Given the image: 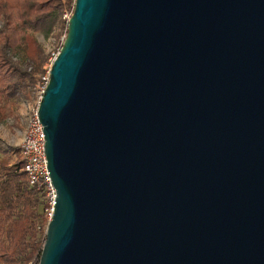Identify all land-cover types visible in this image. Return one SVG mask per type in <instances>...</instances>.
<instances>
[{"label":"water","instance_id":"obj_1","mask_svg":"<svg viewBox=\"0 0 264 264\" xmlns=\"http://www.w3.org/2000/svg\"><path fill=\"white\" fill-rule=\"evenodd\" d=\"M67 26L40 264H264V0H76Z\"/></svg>","mask_w":264,"mask_h":264},{"label":"trees","instance_id":"obj_2","mask_svg":"<svg viewBox=\"0 0 264 264\" xmlns=\"http://www.w3.org/2000/svg\"><path fill=\"white\" fill-rule=\"evenodd\" d=\"M71 3L0 0V123L8 119L9 105L34 94L48 61L37 35L60 25L58 38L64 31L67 36L62 15ZM23 164L21 156L0 149V264H40L46 242V202L29 186Z\"/></svg>","mask_w":264,"mask_h":264},{"label":"built area","instance_id":"obj_3","mask_svg":"<svg viewBox=\"0 0 264 264\" xmlns=\"http://www.w3.org/2000/svg\"><path fill=\"white\" fill-rule=\"evenodd\" d=\"M72 3V9L70 11L64 10L62 15L67 24L74 13L76 0H72ZM58 55L49 60V69L45 68V73L36 85V89H39V96L27 116V128L20 146L21 159L24 163L23 170L27 175L29 186L35 188L44 196L46 202L45 214L48 222L52 219L54 213L57 193L48 168L46 134L39 118L38 109L50 81L51 67Z\"/></svg>","mask_w":264,"mask_h":264},{"label":"rangeland","instance_id":"obj_4","mask_svg":"<svg viewBox=\"0 0 264 264\" xmlns=\"http://www.w3.org/2000/svg\"><path fill=\"white\" fill-rule=\"evenodd\" d=\"M65 6L66 7L64 10L70 11L72 9L73 3L70 5L67 4ZM60 32V25H57L48 35H37L39 43L43 46L48 56V61L44 65V70L45 68L49 69V60L55 55H58L61 51V44L64 43L66 39V32L64 31L60 38H58ZM38 96L39 89H36L30 98L26 99L22 97L15 103L9 105L7 110L9 117L6 121L0 123V149L12 155L14 159H17L21 156L20 146L27 128V116L30 112V109L33 107L32 105L37 101ZM17 153H19V155L16 158ZM1 156H3V154H1Z\"/></svg>","mask_w":264,"mask_h":264}]
</instances>
